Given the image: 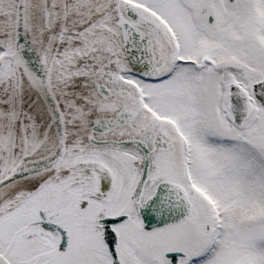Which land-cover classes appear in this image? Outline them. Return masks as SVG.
<instances>
[{
	"label": "snow or ice",
	"instance_id": "obj_1",
	"mask_svg": "<svg viewBox=\"0 0 264 264\" xmlns=\"http://www.w3.org/2000/svg\"><path fill=\"white\" fill-rule=\"evenodd\" d=\"M0 264H264V0H0Z\"/></svg>",
	"mask_w": 264,
	"mask_h": 264
}]
</instances>
